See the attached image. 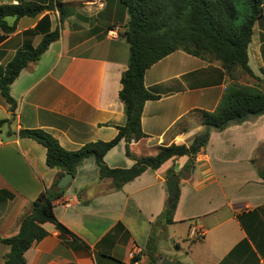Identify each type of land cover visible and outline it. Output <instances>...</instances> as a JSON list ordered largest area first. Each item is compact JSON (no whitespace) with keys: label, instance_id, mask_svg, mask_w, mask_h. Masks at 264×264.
<instances>
[{"label":"crops","instance_id":"obj_1","mask_svg":"<svg viewBox=\"0 0 264 264\" xmlns=\"http://www.w3.org/2000/svg\"><path fill=\"white\" fill-rule=\"evenodd\" d=\"M61 4L65 19L59 39L10 85L16 103L13 115L0 94V120L10 119L0 129V239L18 233L30 204L58 175L46 166L45 149L19 138L20 130H42L64 150L76 151L112 140L125 124L118 97L128 62V46L119 36L127 19L124 6L118 0ZM59 16L55 10L23 17L7 36L0 30V71L18 49L34 48L54 31ZM6 21L13 23L12 18ZM261 44L255 66L251 43L247 51L256 75L264 68ZM227 85L218 63L181 51L151 66L144 74V87L158 99L143 106L140 123L145 138L129 144L131 155L142 158L156 155L160 147L188 146L204 130L199 112H213ZM262 144L264 115L212 131L189 172L182 171L188 157L169 160L119 191L112 190L111 179H99L93 158L85 159L62 197L53 202L55 219L75 238L50 223L42 225L48 236L25 252V264H134V251L144 254L152 226L167 203L165 181L171 170L179 177L178 201L174 223L161 228L165 239L161 236L156 243L158 259L179 264H264V180L251 163ZM103 160L110 169L134 165L125 155L123 140ZM191 229L201 231L202 237L194 239ZM9 249L0 242V264Z\"/></svg>","mask_w":264,"mask_h":264},{"label":"trees","instance_id":"obj_2","mask_svg":"<svg viewBox=\"0 0 264 264\" xmlns=\"http://www.w3.org/2000/svg\"><path fill=\"white\" fill-rule=\"evenodd\" d=\"M14 1L16 4L12 0H0V30L5 36L14 32L18 20L23 17L34 18L55 10L60 16L59 25L54 31L46 33L36 47L18 49L3 71H0V94L8 104L11 115L16 103L10 97V85L24 68L30 63H36L50 44L59 39L60 27L65 19L61 0ZM118 1L127 14L123 31L119 34L128 46L127 69L121 75L118 94L123 105L125 124L117 128V134L112 140L89 143L76 151L64 150L57 140L39 129L18 132L19 138L33 140L45 149L46 166L57 170L58 175L52 186L43 189L30 204L28 212L19 222L18 233L11 238L0 239L1 243L10 248L4 256V264H25V252L48 236L42 227L46 223L54 225L60 233L75 238L54 217L53 202L65 192L57 191L55 186L65 174L74 177L77 167L85 159L93 158L99 179H111L112 190L119 191L147 169L158 170L169 160L188 157L182 171L189 172L193 159L204 151L212 131L221 132L264 115V92L232 85L226 89L213 112H199L204 130L188 146L172 144L160 147L154 156H132L129 144L145 138L140 123L143 106L147 101L158 99V96L149 93L144 87L146 70L170 54L181 51L207 63H218L230 81H237L241 76L256 79L248 65L247 51L253 27L263 17L264 9L262 0ZM8 18L13 19L12 24L6 21ZM9 123L10 119L0 120V129ZM122 140L125 142V155L134 161V165L129 169H110L104 163V155ZM251 163L260 179L264 180V144L258 147ZM174 174L171 170L168 176ZM177 201L178 195L171 204L166 203L160 218L152 226V234L144 252L148 263L159 261L156 243L163 236L161 228L174 223Z\"/></svg>","mask_w":264,"mask_h":264},{"label":"rangeland","instance_id":"obj_3","mask_svg":"<svg viewBox=\"0 0 264 264\" xmlns=\"http://www.w3.org/2000/svg\"><path fill=\"white\" fill-rule=\"evenodd\" d=\"M262 4H263V9H264V0H262ZM256 27L254 30V34H253V39L251 38V45H250V57H251V64L252 66L256 65V59H255V54L258 51V46L260 43L261 44V50L263 53V60H264V13H263V17L261 19H259L256 22ZM249 47V46H248ZM264 72V68L260 69L255 75L256 79H251L247 76H241L237 81H230L227 77V88L232 86V85H238V86H242V87H251L254 88L258 91L264 92V76L263 73ZM259 75V76H258ZM163 239H165V236H162Z\"/></svg>","mask_w":264,"mask_h":264},{"label":"water","instance_id":"obj_4","mask_svg":"<svg viewBox=\"0 0 264 264\" xmlns=\"http://www.w3.org/2000/svg\"><path fill=\"white\" fill-rule=\"evenodd\" d=\"M73 176L70 174H65L61 179L56 183L55 189L57 191L66 190L69 184L72 182ZM178 180L179 177L177 174L170 176L165 181L166 193H167V203L171 204L178 195Z\"/></svg>","mask_w":264,"mask_h":264},{"label":"built area","instance_id":"obj_5","mask_svg":"<svg viewBox=\"0 0 264 264\" xmlns=\"http://www.w3.org/2000/svg\"><path fill=\"white\" fill-rule=\"evenodd\" d=\"M190 236H192L194 239H200L202 237V232L197 231L196 229H191ZM133 259H134L133 261L134 264H164L162 260L156 261L154 263L145 262V256L140 249H136L134 251Z\"/></svg>","mask_w":264,"mask_h":264}]
</instances>
